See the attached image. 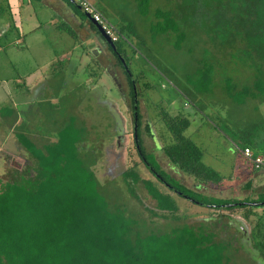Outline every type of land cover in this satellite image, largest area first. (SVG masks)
<instances>
[{"label":"trees","instance_id":"1","mask_svg":"<svg viewBox=\"0 0 264 264\" xmlns=\"http://www.w3.org/2000/svg\"><path fill=\"white\" fill-rule=\"evenodd\" d=\"M114 1L95 0L101 3L102 7L98 8L110 22L107 14L118 15ZM69 3L83 20L87 19L78 4ZM125 7L132 10L135 21L118 19L120 27L111 23L120 35L116 47L128 65L130 58L125 43L131 37L140 40L139 43L146 42L139 30L138 15L148 22L153 41L164 38L174 50L184 49L191 55L201 51L200 57L196 56L197 73L186 78L193 87L187 89L186 95L197 107L204 103L199 99L200 94L212 95L218 89L220 77L215 73L222 57H241L246 62V78L235 80L228 76L223 81L221 87L229 102L239 109L246 106V110L249 107L258 110L256 104L264 102V0H126ZM92 28L99 34L94 25ZM126 31L131 36H124ZM70 33L75 36L74 31ZM137 75L131 80L133 98L135 86L139 88L142 79L141 72ZM143 84L145 89L150 87L148 83ZM159 113L173 135V141L162 149L171 164L201 184L220 186L232 178L203 161V148L185 134L192 123L189 116L181 112L171 114L164 107ZM239 124L233 129L237 140H243L240 151L251 147L254 155H264V146L254 141L252 135L260 127L264 130L263 123L252 119L246 126ZM142 126L140 116V148L136 143V149L155 181L144 178L136 166L124 171L123 178L129 193L138 199L136 186L143 183L156 202L152 214L180 221L181 208L175 195L211 210L246 209L245 219L256 216V208H264V205L246 203L264 202V192L257 198H217L199 193L169 175L155 155L146 150ZM145 128L152 135L150 123ZM85 134V129L73 123L59 130L56 142L38 147L24 133H18L31 163L24 172L16 169L11 180L4 181L0 189V264L230 263L229 243L216 241L214 234L205 232L202 226L197 230L185 222L165 231H142L145 226L142 227L140 220L126 206L113 202L102 191L95 171L86 166L87 155H83L79 146ZM252 184L250 181L247 186ZM263 219V216L258 218L251 233L254 247L261 251L262 257Z\"/></svg>","mask_w":264,"mask_h":264},{"label":"rangeland","instance_id":"2","mask_svg":"<svg viewBox=\"0 0 264 264\" xmlns=\"http://www.w3.org/2000/svg\"><path fill=\"white\" fill-rule=\"evenodd\" d=\"M92 1L99 8L102 7L101 3H97L95 0ZM114 2H116L114 6L118 15L112 16L107 14L111 22L120 27L118 19L126 18V21H135V16L131 14L132 10L129 11L125 7L126 0H115ZM136 17L139 30L146 38V42L139 43L140 40L131 37V41L125 43L124 47L127 50L128 58H130V67L134 77H138L137 74L141 72L142 79L140 80L139 88L144 92L141 99V112L143 115V140L146 150L155 155L161 168L169 175L175 177L177 180L180 179L183 184L199 193L217 198H257L258 193L264 192V168L248 175L245 172L240 179L237 177L239 173L236 164L242 165L250 171L252 168L249 167V164L244 160L242 152L235 145V142L242 145L243 140H237L233 126L239 127L236 125L239 123L241 126H246V123L252 119H256V122L263 123L264 125V102L256 104L258 105V110L251 107L246 110V106L239 109L229 102L227 94L221 87L223 81H225V77L233 76L235 80L246 78L245 60L241 57H237L236 59L222 57L215 73L220 77L218 81L220 85L212 95L200 94L199 99L203 100L204 103L198 105V107L200 106L198 108L195 102L192 99L190 100L186 95L187 89L193 88L186 78L197 73L199 62L196 61V56L200 57L201 51L199 54L198 50H196V55H191L184 49L181 51L174 50L164 38H159L157 42L153 41L148 31V22L138 15ZM61 33L65 36L68 35L64 30ZM55 36L54 30L50 32L44 30L43 33L40 31L37 36L39 41L42 42L43 50L46 51L42 54V61L50 59L51 64L54 63L53 58L57 55L53 51L56 44H53L52 48L47 43H49L48 39L52 41V38ZM124 36L129 37L131 34L129 31H126ZM15 39V34L11 32L7 37L2 38L1 41L4 44H11ZM49 48L52 50L51 52ZM198 48H201V44L198 45ZM99 58L103 66L91 61L92 67L88 70L90 71L88 73L92 72L93 76L100 73V82L104 81L108 85L105 95L115 101L116 108L113 104H81L79 105L81 108L75 110V112L89 117V123L88 125H77V121H75L74 124L86 131L85 138L79 144L80 151H82L83 155H87L85 164L97 174L98 180L102 184V191L107 193L113 202L126 206L129 209V213H133L140 220L142 227L145 226L141 229L142 231L147 229L165 231L173 225H180L185 222L194 226L197 230L202 226L205 232L214 234L216 241L229 243L227 251L230 257L229 264H264V257L261 256V251L254 247L251 235L253 231L252 227L258 218L264 217V208H256L257 215L252 216L251 219H245L243 218V214L244 212L246 213V209L234 211L211 210L188 198L175 195L181 208L179 212L181 220L176 221L172 217L163 218L152 214V210L156 208V202L149 196L143 183H139L136 186L139 199L129 193L123 178V173L128 168L136 166L144 178L155 181V177L144 165L136 149L134 137L135 124L131 111L127 108L131 104L128 97L129 86L127 77L121 67L117 66L114 69L115 65L113 63H117L116 58L113 61L107 60L103 56H99ZM4 59H6L4 60L5 62L8 58L4 57ZM88 61L86 58V62ZM107 69L111 73L117 71L116 77H118V81L122 84L123 91L126 92V105L121 89ZM63 73L64 71L61 68V72L55 78L57 87H54V89L60 88L62 90L65 87V82L68 79L61 77ZM210 73L212 75V71ZM86 78L87 74L85 72H79L72 80H69V87L73 86L74 88L73 92L68 95V104L72 103L73 106L77 107L78 105L75 104L81 102V99L85 96L82 90L85 91V86L90 87V85L87 86L86 84L84 86ZM13 80L16 81L17 79L14 78ZM13 80L5 83L6 86L12 87ZM44 82V80L41 81L38 87ZM143 83H148L150 87L145 89ZM42 91L46 93L45 89ZM12 95L17 99L18 91ZM49 97L51 96L49 95ZM91 97L94 100L96 98L93 94H91ZM161 107L167 109L171 114L176 115L181 112L189 116L192 123L185 134L190 136L192 140L203 148V161L214 169L220 170V172L228 176L231 175L232 180L227 179L220 186L201 184L194 177L171 164L162 149L164 145L173 141V135L161 119L159 113ZM64 109L67 108L65 107ZM43 111L34 120L35 122L41 119ZM40 123H43V121ZM147 123H150L153 128V135H149L146 132L145 126ZM223 123H226V125ZM46 128L48 126L44 125L43 129ZM53 128H50L51 134L57 138L58 130L55 126ZM0 130L8 131V128L2 127ZM258 130H263V127L258 128ZM3 136L4 134L0 132V140L2 141H0V145L1 147L4 145L7 148L5 150L0 147V189L3 187L2 183L4 181L11 180V174H14L16 169L24 172L28 169V164L31 163L29 157L17 156L19 144L11 142L8 145L5 141L6 138ZM36 142L41 145L40 140ZM10 152L15 156H9ZM250 181H253L252 187L247 186V183ZM158 184L161 186L160 183ZM261 223L264 224V219ZM243 227L246 228V235L245 231L242 230Z\"/></svg>","mask_w":264,"mask_h":264},{"label":"crops","instance_id":"3","mask_svg":"<svg viewBox=\"0 0 264 264\" xmlns=\"http://www.w3.org/2000/svg\"><path fill=\"white\" fill-rule=\"evenodd\" d=\"M69 2L72 3L71 0ZM69 2L68 0H0V128H8V131L0 130V132L4 134L3 137L6 138L8 145L11 142L20 145L16 153L18 157L30 156L20 143L18 133H24L38 147H43L57 141L59 130L63 126L73 124L75 121L77 125H88L89 117L75 112L81 108L79 105L99 103L113 104L115 107V101L105 95L108 85L104 81L100 82V73L94 76L92 72L88 73L92 67L91 61L102 65L99 56L108 59L105 43L92 28L94 23L88 17L83 20ZM44 30L47 32L54 30L56 35L52 41L48 39L49 43H47L52 48L53 44H56L53 51L57 55L53 58L52 64L50 59L42 61V54L46 51L43 50L42 42L37 36ZM63 30L68 33V37L61 33ZM70 30L74 31L75 36ZM11 32L16 36L15 41L11 44L2 43V38L7 37ZM4 57L8 58L5 62ZM86 58L89 63L86 62ZM61 68L64 71L61 77L68 80L62 90L54 89L57 87L55 78L58 77ZM79 72L87 74L84 86L86 84L90 87H84L85 91L82 92L85 96L81 102L75 104L78 105L75 107L72 103H67L68 95L74 88L69 87V80ZM3 73L5 74L2 75ZM14 78L17 80H13ZM11 80L14 81L12 87L6 86L5 83ZM43 80L45 82L38 87ZM43 89L46 93H43ZM16 91H18L17 99L12 95ZM91 94L96 96L95 100L92 99ZM65 107L67 109H64ZM42 111L41 119L35 122ZM42 121L43 123H40ZM44 125L48 128L43 129ZM53 126L58 130L57 138L51 134L50 128L54 129ZM252 135L254 141L264 146V130H258ZM38 140L41 145L36 142ZM235 145L240 150L238 142H235ZM3 148L7 149L4 145L1 149ZM8 155L15 156L11 152ZM244 160L252 170L236 164L239 179L245 172L246 175L258 172L253 171L255 167L245 157Z\"/></svg>","mask_w":264,"mask_h":264},{"label":"flooded vegetation","instance_id":"4","mask_svg":"<svg viewBox=\"0 0 264 264\" xmlns=\"http://www.w3.org/2000/svg\"><path fill=\"white\" fill-rule=\"evenodd\" d=\"M100 36V39H102V41L105 43V47L106 49L108 50V54H107V60H110V61H113L114 58H116V61L117 63H113L115 65L114 69L119 66L122 68V70L124 71L126 77H127V81H128V86H129V103L131 102L130 106L127 108L130 109L131 111V114H132V118H133V121H134V124H136V122H138V125H139V119H140V116H142V120H143V115H142V112H141V99H142V96L144 95V92H142V90H140L137 86H135V90H136V93H135V97H131V80H135V77L132 73V70H131V67L130 65L127 64L126 62V59L125 57L122 55V53L117 49V47H114L113 45H111L109 42H107L100 34H98ZM126 64H124V61ZM113 65V66H114ZM129 68V71H127V67ZM108 70V69H107ZM109 72V70H108ZM113 79H115L117 85L119 86V88L121 89V92H122V97H123V100H124V103L126 105L127 103V99H126V92L123 91V88H122V84L118 81V77L117 76V71H114L113 73L109 72ZM137 115V117H136ZM148 124V123H147ZM135 128V126H134ZM139 128V126H138ZM153 128H152V135H153ZM134 137H135V131H134ZM142 138H143V134H142ZM136 140V139H135Z\"/></svg>","mask_w":264,"mask_h":264},{"label":"built area","instance_id":"5","mask_svg":"<svg viewBox=\"0 0 264 264\" xmlns=\"http://www.w3.org/2000/svg\"><path fill=\"white\" fill-rule=\"evenodd\" d=\"M74 2L78 4L85 12H87L94 19V21L103 27L113 42L120 40V35L117 28L106 18V16L92 0H74ZM242 153L255 168H264V155H254V151L251 147H246Z\"/></svg>","mask_w":264,"mask_h":264},{"label":"water","instance_id":"6","mask_svg":"<svg viewBox=\"0 0 264 264\" xmlns=\"http://www.w3.org/2000/svg\"><path fill=\"white\" fill-rule=\"evenodd\" d=\"M72 2H74V0H71ZM75 3V2H74ZM83 10V9H82ZM84 11V10H83ZM85 12V11H84ZM85 14L87 15V17L94 23V25L96 26L97 30L99 31V34L107 41L109 42L111 45H113L114 47H116V44L112 41L111 37L105 32V30L103 29V27L97 23L96 21H94V19L87 13L85 12ZM124 61V60H123ZM124 64L125 61H124ZM127 67V66H126ZM128 72L129 71V68L127 67L126 68ZM137 117V115H136ZM138 122H136L135 124V128H134V131H135V139H136V143H137V146L138 148H140V145L138 144V141H139V133H138ZM246 203H249L250 205L252 206H257V205H264V202H261V203H257V202H246ZM243 231H245V235H246V228L243 227L242 228Z\"/></svg>","mask_w":264,"mask_h":264},{"label":"clouds","instance_id":"7","mask_svg":"<svg viewBox=\"0 0 264 264\" xmlns=\"http://www.w3.org/2000/svg\"><path fill=\"white\" fill-rule=\"evenodd\" d=\"M115 43V42H114Z\"/></svg>","mask_w":264,"mask_h":264}]
</instances>
